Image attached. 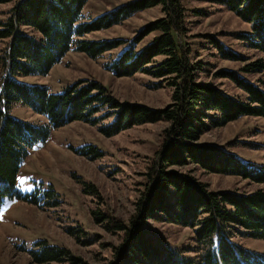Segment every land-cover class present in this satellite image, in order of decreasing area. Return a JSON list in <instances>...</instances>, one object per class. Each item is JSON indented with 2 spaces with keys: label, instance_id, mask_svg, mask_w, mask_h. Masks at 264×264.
I'll list each match as a JSON object with an SVG mask.
<instances>
[{
  "label": "trees",
  "instance_id": "trees-1",
  "mask_svg": "<svg viewBox=\"0 0 264 264\" xmlns=\"http://www.w3.org/2000/svg\"><path fill=\"white\" fill-rule=\"evenodd\" d=\"M14 0H0V4ZM90 0H15L9 16L0 20V41L7 48L0 55L4 74L0 82V210L7 198L39 207L48 197L19 190L24 162L37 146L46 143L53 129L74 121L94 126L112 137L137 125L165 121L161 149L147 173L148 181L137 202L136 213L126 224L111 218L109 229L123 232V242L111 264H264V252L240 244L236 238L264 239V188L244 192L212 191L188 170L193 165L207 173L233 175L264 184V164L246 161L226 147L199 143L208 131L243 117L264 118V57L254 60L208 36L223 59L245 62L239 70L221 68L216 77L231 81L244 97L231 95L213 82H200L203 62L192 60L186 41V8L181 0H130L90 21H82ZM236 14L250 26L236 33L250 49L264 55V0H212ZM161 6L162 18L142 27L132 39H87L86 35L122 24L140 11ZM153 37L144 43V40ZM92 59L122 48L109 64L115 77L143 73L160 79L156 87H172L173 102L165 108L120 101L100 81L81 79L61 93L47 85L29 84L17 76H46L72 49ZM162 57L161 60H158ZM16 103L45 115L49 124H36L11 115ZM111 121H108V120ZM252 145L248 142H242ZM229 145V144H228ZM83 155L95 159L103 152L89 146ZM90 192L96 188L90 185ZM59 203L53 188L46 191ZM99 219L106 216L96 213ZM110 219V218H109ZM190 228L193 243L174 245L153 229L151 222ZM31 250L36 263L72 261L80 257L46 240Z\"/></svg>",
  "mask_w": 264,
  "mask_h": 264
},
{
  "label": "rangeland",
  "instance_id": "rangeland-1",
  "mask_svg": "<svg viewBox=\"0 0 264 264\" xmlns=\"http://www.w3.org/2000/svg\"><path fill=\"white\" fill-rule=\"evenodd\" d=\"M130 0H90L84 7L82 21H90ZM186 8V41L192 48V60L203 62L205 71L198 77L200 82H213L231 95L244 97L231 81L215 76L221 68L239 70L246 62L223 59L210 42L214 36L226 47L240 52L249 60L264 57L248 48L236 33L249 32L250 26L236 14L212 0H181ZM15 0L0 4V20H5ZM161 6L140 11L120 25L87 34V39L124 38L132 39L148 23L162 18ZM153 34L144 40L148 42ZM7 48V40L0 41V55ZM123 49L104 53L97 59L72 48L46 76H17L29 84L47 85L52 93L64 89L81 79H94L106 86L109 92L122 102H134L153 108H165L172 104L173 88L160 79L137 73L131 77H115L108 70L109 64ZM159 57L158 60H161ZM4 69L0 61V82ZM255 81L264 78V73L246 75ZM11 115L36 124H49L45 115L16 103ZM108 121H111L110 119ZM168 122L160 121L137 125L121 133L106 137L98 126L74 121L53 129L50 139L31 152L19 175V190L33 194L37 189L40 197L47 196L39 207L17 198L4 200L0 210V264H39L33 261L31 250L35 244L46 240L51 245L67 248L75 257L87 264H111L115 252L123 242V232L108 228L111 218L128 224L136 213L137 202L148 181L147 173L157 152L161 149L164 130ZM248 142L252 145H246ZM199 143H211L226 147L246 161L264 164V118L243 117L224 127L205 133ZM229 144V145H228ZM89 146L98 147L103 154L95 159L83 155ZM188 170L212 191H244L264 188V184L251 183L238 176L207 173L193 165ZM94 185L95 193L89 186ZM53 188L59 203L46 191ZM106 216L99 219L96 214ZM110 218V219H109ZM152 227L174 245L193 243L190 228L152 222ZM247 248L264 252V239L236 238ZM42 264H73L70 260Z\"/></svg>",
  "mask_w": 264,
  "mask_h": 264
}]
</instances>
